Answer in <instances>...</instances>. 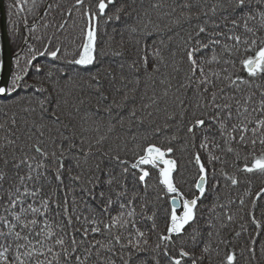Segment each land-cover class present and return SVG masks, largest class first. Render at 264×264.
Returning <instances> with one entry per match:
<instances>
[{"label": "snow or ice", "instance_id": "1", "mask_svg": "<svg viewBox=\"0 0 264 264\" xmlns=\"http://www.w3.org/2000/svg\"><path fill=\"white\" fill-rule=\"evenodd\" d=\"M33 3H35V0H33ZM251 3L252 0H216L210 8L201 7L198 12L193 11L196 4L190 3L189 0H185V3L181 5L186 11H182L179 17L173 21L176 26L190 23L193 18L199 21L201 15L209 17V13H211V16L215 17L218 13H223L219 21L209 18L205 19L203 23H197L183 39V43L179 46V52H170L174 72L181 71L180 65L187 66L186 71H184L183 82L177 87V91L183 90L186 97L188 90H191L193 98L190 102H186L180 96H175L179 111L168 112L165 109L166 122L163 129L169 127L167 121H173L177 124V131L168 138V147H162L156 143H147L146 146L138 144L136 147L140 151L136 153L137 158L130 166L128 160L121 158L118 149L101 153L102 156L109 158V166L102 168L103 160L90 166L88 168L90 175L86 183L91 187L81 189L92 200L98 201L96 207L88 205V211L91 215H86L80 210L81 201H78L73 194L76 190L74 185L80 182L83 177V171L73 175V169H81V161L83 160V163L87 164L89 157L94 156L91 144H89L87 150L82 147L84 140L80 141L81 146H78L75 141H69L67 147H65L63 141L69 140V138L61 133L63 140L60 143H57L52 137L49 138L53 147L48 150L42 146L45 141L37 139L35 143L30 145V150H34L39 159L36 155L29 156L25 153L22 159L16 160L13 168L19 170L23 166L26 170L24 174H20L19 171L15 172L14 176L18 180L11 183L7 189L3 187V182L8 173L0 169V191L7 192L6 201L0 195V203H2L5 213L0 215V264H88L93 255V250H95L94 254L96 256L94 264H116V261L112 259V256L117 254L115 252L116 245H119L121 249H132L131 252L127 253L128 259L125 260L123 254L120 256L123 264H130L133 252L138 254L141 251L148 250L145 233L135 229V239H128L127 243H121V235L114 232L113 229L126 228L129 220L125 217L134 218L136 215L133 206L136 193L133 192L130 199H122L128 196L129 189L125 181L128 179L129 174L135 181L140 182L147 188L146 178L150 176L151 169L158 171V182L163 186L165 195H168L171 199L167 234H161L160 241L175 243L173 237H177L181 241L187 238L191 241L192 247H196L198 237L201 236L200 229L197 227L198 201L209 190L207 185L210 180L215 181L213 188L219 187V181L216 180L215 165L228 162L226 159H222V155H217V151L224 155L232 154L235 158L233 162L235 164V161L241 159V151L247 149L248 145L251 144L252 150H249L243 157L245 160L243 168H237L236 171L264 174V148H262L259 155H256L254 151L257 141L261 146H264V91L260 94V100L250 108L254 94L239 98L235 93H240V86L250 85L252 80L241 75H236L233 79L232 74L222 77L221 72L211 69L206 71L207 65L221 63V54L217 52L218 47L221 48L222 52L227 53L229 57V59H224L223 63L233 65L235 61L231 57L243 49L245 53L254 50V55L244 56L240 59L241 65L247 71V77L255 79L264 76V37H257V32L264 29V11L252 9L250 7ZM257 3L264 5V0H257ZM84 5L85 0H76L74 7L81 9V6ZM110 5L114 6L112 11L106 12ZM153 7L159 8L163 5L154 4ZM172 11L174 12L175 8ZM123 12L124 5L116 6V0H98L94 8L90 6L83 7L82 18L86 21L85 26L80 29L78 36H73L71 39L66 37L68 43L74 45V49L70 51L67 46L62 47V44L54 45L51 51L48 47H45L43 51L39 52V56L47 57L44 65H33V61L36 59L34 54L23 68H19V71L13 74L10 86H0V97L11 96L13 92L18 91L21 87L25 90L31 89L36 97V105L39 107L41 120L45 119L44 114L47 113L50 120L59 123L61 117L57 112L58 102L57 109L49 110L48 105L53 101V93L58 95L62 91L60 88L61 79L71 81L73 78L71 73L79 74L82 69L90 68L99 63V56L104 55V52L98 51L97 48L100 19L103 18L105 24L119 21ZM68 14L71 16V10ZM257 17H259L258 27L250 26L249 22L256 20ZM229 23L231 27H229ZM25 25L27 26L26 21ZM66 25L67 21H64L59 27L64 29ZM151 25L152 21L149 20L141 26H130L131 32L137 33L143 38L144 44L140 51L144 54L139 57V61L134 60L129 64L130 68L138 71L136 64L139 62L150 80L155 74L161 72V65L168 66L165 63L162 48L156 46V40H153L151 45L149 44V39L154 37L160 30L158 24ZM237 29H242V31L238 34ZM29 31H32V29ZM169 31H171V28H169ZM171 39L172 37H169V42H171ZM77 40H79V43H76ZM139 43L138 40L137 44L139 45ZM158 43L160 46H166L163 39H159ZM48 44L51 45L52 41L49 40ZM149 48H151L152 59L155 61L150 73L148 72ZM112 55L121 56L123 53L115 51ZM177 55L180 57L178 61L176 60ZM51 61H60L61 63L55 64ZM64 64L72 67L65 68ZM17 65L19 67V61H17ZM32 67L35 70V79L40 81L39 84L24 82L29 69ZM222 71L228 73L227 68ZM107 75L112 76L111 72H108ZM112 79L115 80V77L112 76ZM91 80L95 81V84L91 86L95 88L100 99L107 100L108 96L102 91L103 85L99 70L91 74ZM121 80H124L123 76H121ZM45 81L50 84L51 91L43 86ZM216 81H226L227 83L225 87H221ZM136 83L139 84V79ZM161 83H165V81L162 80ZM170 88L171 83L168 81V88L164 90L163 97H168ZM226 88L232 89V93L226 91ZM128 99L129 97L125 93L122 97L123 102L126 103ZM149 99L151 105L157 104L155 96ZM29 103H31V100ZM151 105L143 104L141 107L147 109ZM113 107H123V104L113 100L112 104L107 105L104 110L111 115ZM28 110L25 109V111ZM30 110L36 112L37 108L32 107ZM251 112H258L260 118L250 120L249 115ZM152 115V112H147L148 117ZM131 118H136L141 125L144 124L145 118L137 115L135 107L130 111V122ZM13 123L15 124L14 119ZM119 123L123 126L124 120L120 119ZM250 124H254V127L249 128ZM0 127H3V125H0ZM34 127L35 131L39 133V137L43 138L45 135L44 128L48 126L42 123L39 126L34 124ZM163 129L160 125H154L151 134L158 136ZM112 130L113 126L109 125L108 131ZM49 131L52 130L49 128ZM96 131H99V128ZM181 132L184 140L181 150H186L188 147L196 150L192 153V160L198 169V179L195 183L197 193L191 198L186 197L180 190L173 175L178 173V167L177 160L171 157V154L176 150L172 146V142L180 138L179 134ZM249 132H251L250 137L247 135ZM216 133L219 135L217 136ZM198 137L199 144H197ZM104 139H106L105 136H100L96 140V144L100 145ZM132 139L135 141L137 137L134 135ZM143 139L147 141L148 135L145 134ZM9 143L15 142L9 141ZM97 151L99 152L100 149L97 148ZM201 152L205 153L207 163L202 161ZM69 156H71L72 162L66 165L65 161ZM249 158H251V163H249ZM0 159H3V157H0ZM13 159H15V156H13ZM111 162H115L116 166L119 167L120 171L118 173L114 172ZM8 163L9 161L4 159V165L7 166ZM145 166L151 167L146 168ZM93 168L95 169L94 172ZM130 168L135 171L130 173ZM65 172L69 174L67 185L64 182ZM101 173L103 179H101ZM219 174L224 177L225 181H230L232 186L239 183L235 173L229 174L221 168ZM53 177L56 185L52 187L51 193L47 196H41L43 188L46 185H52ZM29 184L32 187H29ZM101 185L104 187H101ZM97 188L100 190L96 191ZM58 191L63 193L62 198L57 195ZM261 192L264 193V188L261 189ZM250 194V192L246 193V195ZM37 197H39L38 206ZM256 199H260V193H257ZM83 203L87 205V201H83ZM230 203H235V201H230ZM114 204L118 205V211L115 215L110 211ZM239 204L241 206L245 204L243 197L239 199ZM217 206L225 207L223 204H214L211 211H215ZM255 207L256 201L254 200L253 208ZM249 215H252V223L256 225L257 229H260L261 224L255 219L254 215L251 212ZM61 216L67 221L66 225L63 221L60 223L54 222L55 218ZM104 217H108V219ZM227 220L232 221L233 216L227 215ZM74 222L80 226L73 228ZM189 227L190 231H186ZM208 227L211 228L213 225L209 224ZM244 227L242 225V228ZM66 229H72V231L68 232ZM154 229L155 223H153ZM240 234V232L236 233L237 236ZM259 234L257 232V235ZM212 235V232H208L209 237ZM216 235H219V233L217 232ZM99 236H110L111 239L105 243L103 239L97 238ZM220 242L223 243V241ZM255 243L256 241L252 240V244L255 245ZM13 246H15V255L9 260L8 253L13 250ZM160 246V244H157L153 251L158 250ZM260 247L261 253L264 254V244H261ZM210 249L211 244L205 243L202 248V255L197 257L194 252L186 251L182 245L179 248L178 257H175L169 255L167 244H165L164 255L168 256L171 264H182L185 258L189 259L191 264H200L204 259L203 254L209 253ZM78 250L82 252L83 258L81 254H78ZM102 251L112 255L102 257ZM248 251L251 253V258L254 259L255 248L249 247ZM225 264H238L235 251L226 255Z\"/></svg>", "mask_w": 264, "mask_h": 264}, {"label": "trees", "instance_id": "2", "mask_svg": "<svg viewBox=\"0 0 264 264\" xmlns=\"http://www.w3.org/2000/svg\"><path fill=\"white\" fill-rule=\"evenodd\" d=\"M75 2L76 0H35V3H33V0H19V2L18 0H4L7 33L13 55L12 71L8 86L11 84L13 74H16L19 68H23L34 54L36 55V59L33 61V65H44L47 57L39 56V52L43 51L45 47H48L49 51H51L54 45L62 44V47L67 46L70 51L74 49V45L69 44L68 39L78 36L80 29L85 26L86 21L82 18V9L85 6L94 8L98 0H85V5L81 6V9L74 7ZM189 2L196 4L193 11L198 12L201 7L205 9L210 8L216 0H189ZM183 3H185V0H116V6L124 5V12L121 13L119 21L105 24L103 18L100 19L97 33V48L98 51L104 52V55L99 56V63L90 68L82 69L79 74L71 73L73 77L71 81L61 79L60 88L62 91L58 95L53 93V101L48 107L49 110L57 109L58 102L59 107L57 112L61 117L59 123H54L50 120L47 113L44 114L45 119L41 120V113L39 107L36 105V97L33 95L31 89L25 90L21 87L18 91L13 92L11 96L0 98V125H3V127H0V157H3V159H0V169L8 173L3 182L5 189L9 188L11 183L18 180L14 176L15 172L19 171L20 174H24L26 170L23 166L19 170L13 168L16 160L22 159L25 153L29 156L36 155L39 159L38 154L34 150H30V145L35 143L37 139H43L45 143L42 146L48 150H51L53 147L49 139L50 137L54 138L57 143H60L63 140V136H67L69 140L63 141L65 147H67L69 141H75L78 146H81L80 141L84 140L82 147L87 150L89 144H91L94 156L89 157L87 164H84L82 160L81 169H73V175L83 171L81 181L74 185L76 190L73 194L77 197L78 201H81L80 210L86 215H91L88 211V205L96 207L98 201L92 200L81 189L91 187L86 183L90 175L88 171L90 166L99 163L101 160H103L102 168L109 166V158L102 156V152L118 149L121 158L128 160L130 166L137 158L136 153L140 151L136 147L138 144L146 146L147 143H156L162 147L169 146L167 142L168 138L177 131V124L173 121H167L169 127L163 129V125L166 122L165 109L168 112L179 111L175 96H180L186 102H190L193 98L191 90H188L186 97L183 90L177 91V87L183 82L184 71H186L187 66L180 65L181 71L174 72L170 52H179V46L183 43V39L186 38L187 33L192 31L197 23H203L205 19L209 18L219 21L223 15V13H218L217 16L213 17L209 13V17L201 15L199 21L193 18L190 23L176 26L173 24V21L179 17L182 11H186L181 7ZM154 4H162L163 7L154 8ZM113 7L110 5L106 9V12L112 11ZM250 7L264 11V5L258 4L257 0H252ZM173 8H175L174 12L172 11ZM69 10H71V16L68 14ZM149 20L152 21L151 26L156 24L160 26L159 32L149 39V44L151 45L152 41L156 40V46L162 48L165 63L168 65L167 67L161 65V72L155 74L151 80L147 78V74L139 62L136 64L138 71L129 67L132 61H139V57L144 54L140 51L144 40L137 33L131 32L130 26H141ZM258 20L259 17L256 20L250 21V26L258 27ZM25 21L27 26L25 25ZM64 21H67V25L64 29H61L59 25ZM229 27H231L230 23ZM169 28H171V31H169ZM30 29L32 31H29ZM241 31L242 29H237L238 34ZM169 37H172L171 42H169ZM257 37H264V29H260L257 32ZM159 39H163L166 46H160L158 43ZM49 40L52 41L51 45L48 44ZM138 40L140 42L139 45L137 44ZM76 43H79V40ZM115 51L122 52L123 55H112ZM217 52L221 54V63L207 65L206 71L211 69L221 72L222 77L232 74L233 79H235L236 75H241L252 80L250 85L240 86V93H235L239 98L254 94L252 105L249 106L251 108L260 100V94L264 91V76H259L255 79L247 77V71L241 65L240 59L244 56L254 55V50L245 53L241 49L239 53L231 57L235 61L234 65L223 63V60L229 59V57L227 53L222 52L221 48L218 47ZM150 53L151 48H149V73L155 62ZM179 58V55H177L176 60L178 61ZM17 61H19V67ZM51 63L59 64L61 62L51 61ZM63 66L65 68L72 67L67 64ZM224 68L228 69V73L222 71ZM97 70H99L103 85L102 91L108 96L107 100H101L95 88L91 86L95 84V81L91 80V74L96 73ZM108 72H111L115 80L112 79V76L107 75ZM121 76L124 77V80H121ZM137 79H139V84L136 83ZM162 80L165 83H161ZM168 81L171 83V88L169 89L168 97L165 98L163 97V92L168 88ZM24 82L27 84L40 83V81L35 79L34 67L29 69ZM216 83L221 87H225L227 82L216 81ZM43 86L49 88L51 91L50 84L47 81L43 83ZM226 91L232 93V89L226 88ZM125 93L129 97L126 103L122 100ZM45 95L47 94L45 93ZM152 96L157 98L156 105H151L149 98ZM30 100L31 103H29ZM113 100L117 103H122L123 107H113L112 113L109 115L104 109L107 105L112 104ZM143 104L151 106L143 109L141 107ZM32 107H36L37 111L32 112L30 110ZM134 107L137 109V115L145 118L143 125L139 124L136 118H131L130 122L129 114ZM25 109L29 110L25 111ZM147 112H152L153 115L148 117ZM259 118L260 114L258 112H251L249 115L250 120ZM13 119L15 120V124L13 123ZM120 119L124 120L123 126L119 123ZM42 123L48 127L44 128L45 135L43 138H40L39 133L35 131L34 124L39 126ZM109 125L113 126V130L110 132L108 131ZM154 125H160L163 129L158 136L151 134V129ZM251 127H254V124H250L249 128ZM49 128L52 130L51 132ZM97 128H99V131H96ZM61 133L63 136H61ZM145 134L148 135L147 141L143 139ZM134 135L137 137L135 141L132 139ZM216 135L218 136L219 134L216 133ZM247 135L250 137L251 132ZM100 136H105L106 139L100 145H97L96 140ZM179 137L176 141L172 142V146L176 150L171 154V157L177 160L178 167V173H174L173 175L180 190L186 197L191 198L197 193L195 183L198 179V169L192 160V153L196 150L188 147L182 151L181 148L184 144L182 132L179 134ZM9 141H14L15 143L10 144ZM197 144H199V137L197 138ZM97 148L100 149L99 152ZM262 148L264 146H261L257 141L254 149L255 154L259 155ZM249 150H252L251 144L248 145L247 149L241 151V159L235 161V164L233 163L235 158L232 154L224 155L217 151V155H222V159H226L228 162L226 164L217 163L215 165L217 172L216 180L219 181V187L213 188L215 181L210 180L207 185L209 190L198 201L197 227L200 229L201 236L198 237L195 248L192 247L191 241L187 238L181 241L179 238L173 237L175 243L162 242L159 239L161 234H167L166 230L171 202L170 197L165 195L163 186L158 182V171L151 169L150 176L146 178L147 188L140 182L135 181L131 174H129L128 179L125 181L129 189L128 196L122 199H130L133 192L136 193L135 200L133 201L136 215L134 218L125 217V219L129 220L126 228H117L113 229V231L121 235V243H127L128 239H135V229L143 231L145 239L148 241V250L141 251L138 254L133 252L130 264H157V261L158 264H171L168 256L164 255L165 244H167L170 256L178 257L179 248L183 245L186 251L194 252L199 257L202 255V248L205 243H210L211 249L209 253L203 254L204 259L200 264H225L226 255L232 251L236 253L238 264H264V254L261 253L260 247L261 244H264V193L261 192V189L264 188V174L236 171L237 168H243L245 164L243 157ZM13 156H15V159H13ZM201 157L202 161L207 163L205 153L201 152ZM4 159L9 161L7 166L4 165ZM70 162H72L71 156H69L65 163L67 165ZM249 163H251V158H249ZM111 166L114 172L118 173L120 171L115 162H111ZM145 167L150 168L151 166ZM221 168L229 174L235 173L239 183L232 186L230 181H225L224 177L219 174ZM94 171L95 169L93 168ZM132 171L135 170L130 168V173ZM68 175L65 172L64 182L66 185L69 183ZM103 178V174L101 173V179ZM55 185L56 182L53 177L52 185H46L40 195H49L52 187ZM29 187H32V185L29 184ZM101 187L104 186L101 185ZM99 190V188L96 189V191ZM247 192L251 194L246 195ZM257 193H260L259 200L256 199ZM0 195L4 197L5 201L7 200V192L0 191ZM57 195L62 198L63 193L58 191ZM241 197L245 200L243 206L239 204ZM36 199L38 206L39 197ZM254 200L256 201L255 208H253ZM83 201H87V205ZM230 201H235V203H230ZM214 204H223L225 207L221 208L217 206L215 211H211ZM110 211L115 215L118 211V205L114 204ZM250 212L261 224L260 229H257L256 225L252 223V215H249ZM3 214L5 213L2 203H0V215ZM227 215H232L233 220L228 221ZM104 218L108 219V217ZM61 221L65 225L67 224L63 216L54 219L55 223H60ZM153 223H155L154 230ZM209 224L213 225V227L209 228ZM222 225L226 226L222 227ZM242 225L245 227L242 228ZM79 226L74 222L73 228ZM66 231L71 232L72 229H66ZM186 231H190V227ZM208 232H212L213 235L209 237ZM217 232L219 235H216ZM237 232L241 234L237 236ZM257 232L260 234L257 235ZM97 238L103 239L105 243L111 239L110 236H99ZM252 240L256 241L255 245L252 244ZM220 241H223V243ZM113 243L115 242L113 241ZM157 244L161 245L160 248L153 251ZM249 247L255 248L254 259L251 258V253L248 251ZM131 251V248L121 249L119 245H116L115 252L117 254L112 256V259L116 261V264H123V260L120 259L121 254L124 255V259L126 260L128 259L127 253ZM94 252L95 250H93V255L88 264H94L96 261ZM78 254H81L83 258L80 250H78ZM14 255L15 246L8 253V259L11 260ZM111 255V253L101 252L102 257ZM61 259L63 258L61 257ZM182 264H191V261L185 258Z\"/></svg>", "mask_w": 264, "mask_h": 264}, {"label": "water", "instance_id": "3", "mask_svg": "<svg viewBox=\"0 0 264 264\" xmlns=\"http://www.w3.org/2000/svg\"><path fill=\"white\" fill-rule=\"evenodd\" d=\"M12 59L9 36H7L5 6L3 0H0V86H8Z\"/></svg>", "mask_w": 264, "mask_h": 264}, {"label": "rangeland", "instance_id": "4", "mask_svg": "<svg viewBox=\"0 0 264 264\" xmlns=\"http://www.w3.org/2000/svg\"><path fill=\"white\" fill-rule=\"evenodd\" d=\"M3 3H4V0H3ZM4 6H5V4H4ZM7 36H8V33H7ZM9 44H10V40H9ZM11 52H12V48H11ZM12 57H13V55H12ZM12 62H13V59H12ZM170 202H171V199H170Z\"/></svg>", "mask_w": 264, "mask_h": 264}, {"label": "bare ground", "instance_id": "5", "mask_svg": "<svg viewBox=\"0 0 264 264\" xmlns=\"http://www.w3.org/2000/svg\"><path fill=\"white\" fill-rule=\"evenodd\" d=\"M12 68V67H11Z\"/></svg>", "mask_w": 264, "mask_h": 264}]
</instances>
